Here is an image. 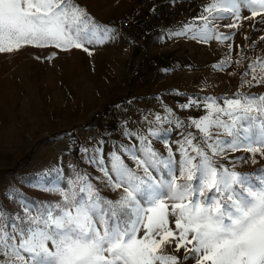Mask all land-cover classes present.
Segmentation results:
<instances>
[{
    "label": "rangeland",
    "instance_id": "1",
    "mask_svg": "<svg viewBox=\"0 0 264 264\" xmlns=\"http://www.w3.org/2000/svg\"><path fill=\"white\" fill-rule=\"evenodd\" d=\"M135 1L0 0V264H264V146L245 181L217 154L172 174L166 155L109 145L129 46L107 21ZM254 1L236 12L254 65L231 92L264 101Z\"/></svg>",
    "mask_w": 264,
    "mask_h": 264
},
{
    "label": "crops",
    "instance_id": "2",
    "mask_svg": "<svg viewBox=\"0 0 264 264\" xmlns=\"http://www.w3.org/2000/svg\"><path fill=\"white\" fill-rule=\"evenodd\" d=\"M259 3L137 0L124 8L148 7L165 18L158 24L148 14L144 28H134L124 38L129 46L124 78L104 105L112 125L110 147L131 156L166 155L172 174L181 173L196 156L200 160L205 153L217 154L229 163L216 170L221 176L231 171L249 181L247 172L256 168L254 155L264 146V101L257 94L231 91L234 70L254 65L247 42L253 31L247 34L238 22L237 7L253 11ZM263 38L251 36L250 41ZM152 60L157 67H152ZM184 130L188 133L182 135ZM149 165L157 169L156 164ZM126 182L129 194L140 197L139 186Z\"/></svg>",
    "mask_w": 264,
    "mask_h": 264
},
{
    "label": "built area",
    "instance_id": "3",
    "mask_svg": "<svg viewBox=\"0 0 264 264\" xmlns=\"http://www.w3.org/2000/svg\"><path fill=\"white\" fill-rule=\"evenodd\" d=\"M154 16L158 24L164 23V14L161 12L150 11L148 7H136L124 11L123 13L108 19L107 25L116 29L122 38H129L130 32L134 29H143L146 16ZM152 67H157L158 63L151 61ZM167 75V74H166Z\"/></svg>",
    "mask_w": 264,
    "mask_h": 264
}]
</instances>
